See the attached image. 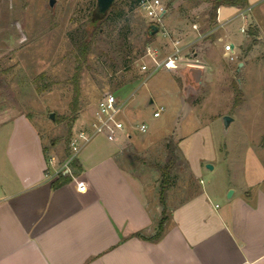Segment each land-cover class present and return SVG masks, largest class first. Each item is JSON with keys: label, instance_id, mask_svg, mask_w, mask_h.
I'll use <instances>...</instances> for the list:
<instances>
[{"label": "rangeland", "instance_id": "obj_1", "mask_svg": "<svg viewBox=\"0 0 264 264\" xmlns=\"http://www.w3.org/2000/svg\"><path fill=\"white\" fill-rule=\"evenodd\" d=\"M131 1L116 0L122 13L111 25L101 23L97 0H55L53 7L50 0H0V116L28 117L48 150L57 146L66 152L74 133L93 120L98 102L113 93L125 103L121 120L132 124L136 168L151 185L156 187L161 180L159 167L169 159V144L175 148L174 186L166 204H161L164 215L170 208L167 200L177 198L176 194L185 196L191 182L184 171V151L195 166L205 159L217 165L214 173L203 169L207 183L222 177L219 166H225L233 152L256 149L264 161V7L248 12V20L232 24L238 35L244 36L241 26L251 34L239 41L240 50L233 58H227L215 41L219 33L209 40L208 34L184 54L191 59L190 50L197 48L207 69L184 64L151 73L141 69L152 64L148 49H157L160 59L168 51L162 50L160 30L149 37L151 23ZM205 6L193 11L174 3L169 21L173 26L197 21L205 31L212 28L210 7ZM255 14H259L260 34L251 18ZM96 28L100 30L92 36L88 60L76 78L82 62L76 43L86 29L92 33ZM161 107L165 111L155 118ZM225 116L232 118L227 128ZM143 122L149 127L145 134L137 127ZM155 190L160 199L159 186Z\"/></svg>", "mask_w": 264, "mask_h": 264}, {"label": "crops", "instance_id": "obj_2", "mask_svg": "<svg viewBox=\"0 0 264 264\" xmlns=\"http://www.w3.org/2000/svg\"><path fill=\"white\" fill-rule=\"evenodd\" d=\"M209 1L162 0L166 10L162 24L171 38L182 39L185 53L201 44L203 35L219 33L215 41L227 58H233L240 50L239 41L251 34L242 32L241 26L244 36L238 35L232 24L248 20V12L263 8L264 0H249L245 9L221 6L217 24L205 31L197 21L175 26L169 21L172 4L198 11L202 4L208 9ZM251 18L262 33L259 14ZM194 23L198 29L192 27ZM161 35L162 50L169 54L172 39ZM194 51L190 50L192 55ZM188 62L196 63L186 65L189 68L207 69L199 53ZM89 124L90 119L83 128ZM125 124L126 131L115 141L101 134L93 136L69 163L71 174H60L70 148L48 150L28 117L0 116V264H264L260 151L233 152L225 166H219L222 177L207 183L202 179L203 169L209 171L205 165L213 160L195 166L183 150L184 171L191 182L185 196L176 194L177 198L167 200L170 208L163 215L155 190L159 181L156 187L151 185L136 168L132 155L137 142L131 122ZM214 149L218 159L219 150ZM212 170H217L216 164ZM60 175L69 181L54 188L52 183ZM80 183L87 186L85 192L78 190ZM162 217H167L163 235L150 239Z\"/></svg>", "mask_w": 264, "mask_h": 264}, {"label": "built area", "instance_id": "obj_3", "mask_svg": "<svg viewBox=\"0 0 264 264\" xmlns=\"http://www.w3.org/2000/svg\"><path fill=\"white\" fill-rule=\"evenodd\" d=\"M139 9L149 19V22L159 27V30L165 38L172 39L173 50L163 59L159 58V51L157 49L149 48L147 56L151 60V66L143 64L141 66L142 71L146 72L151 70V73L158 71L161 68L178 67L185 63L189 66H195L196 63H189V59L185 57V48L183 47L182 39L180 37L171 38V33L163 26L162 18L165 14V6L162 0H140ZM194 29H198V25L194 23L192 25ZM242 32L246 30L241 29ZM206 35V34H205ZM203 35V37L205 36ZM228 50H231V45L227 46ZM125 103L120 101L113 93L106 94L97 104V108L94 112V118L89 124V128L80 129L70 140L69 148L71 149L70 158L67 163L64 164L63 168L59 171L60 174H71V168L69 163L78 155L83 144L90 141L95 135H105L109 141H115L117 136L126 131V124L120 118V114L123 110ZM165 111L164 107L159 108L153 114L155 118H159ZM140 133L145 134L148 132V125L141 123L137 125ZM87 186L80 183L78 190L85 192Z\"/></svg>", "mask_w": 264, "mask_h": 264}, {"label": "trees", "instance_id": "obj_4", "mask_svg": "<svg viewBox=\"0 0 264 264\" xmlns=\"http://www.w3.org/2000/svg\"><path fill=\"white\" fill-rule=\"evenodd\" d=\"M139 2L140 0H132L131 6L132 7L134 5L138 6ZM209 4H210L209 21H210V25L213 27L217 24L218 9L221 6H234V7H238L241 9H245L249 6V0H212V1H209ZM118 9H121V8L119 7V4L115 2L107 13L105 14L100 13L102 16L101 23H105V24L107 23L111 25L114 24V22L116 23V20L121 17V13H122ZM99 30H100L99 28H96L92 33H89V29H86L84 35H82V37L79 38L78 43H76L77 49L82 52V62L80 61V66L78 67L76 78L79 77L81 74L83 63L88 60L89 54L91 52L92 44H93L91 38ZM112 30L115 31L113 28ZM149 37L152 38L153 36L149 33ZM212 38H213L212 36H209V38L207 37L208 40ZM147 43H151L150 40ZM195 53H198L197 48H195L193 55ZM169 153H170V156H169L167 163L159 167V171L161 172V180L159 182V195H160V202L163 206L166 204V197H167V193L169 189L172 186H174V178H173L172 173L176 167L178 156L176 154L173 144H169ZM68 181L69 179L67 177L60 175V177L57 180H55L52 183V185L54 188H58L64 185L65 183H67ZM166 220H167V217H162L160 219L157 230L150 237V239L156 240V239H159L163 235Z\"/></svg>", "mask_w": 264, "mask_h": 264}, {"label": "water", "instance_id": "obj_5", "mask_svg": "<svg viewBox=\"0 0 264 264\" xmlns=\"http://www.w3.org/2000/svg\"><path fill=\"white\" fill-rule=\"evenodd\" d=\"M116 2V0H97V3H98V9H99V12L101 14H105L107 13L111 7L113 6V4ZM54 3H55V0H50V6L53 7L54 6ZM159 31V27L155 24H152L150 26V34L153 36L155 34H157ZM232 48H233V45H232ZM241 65V64H240ZM198 70H201V68H197ZM51 118H53V115H51ZM232 121V118L229 117V116H225L224 117V123H225V126L226 128L229 126L230 122ZM207 168H210V169H213V166L208 164L207 165ZM233 192L230 191L229 195L231 196Z\"/></svg>", "mask_w": 264, "mask_h": 264}]
</instances>
